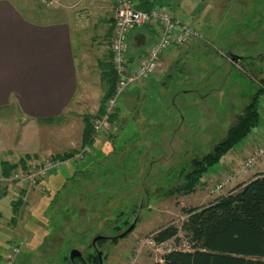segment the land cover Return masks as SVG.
<instances>
[{
	"label": "rangeland",
	"instance_id": "374dc122",
	"mask_svg": "<svg viewBox=\"0 0 264 264\" xmlns=\"http://www.w3.org/2000/svg\"><path fill=\"white\" fill-rule=\"evenodd\" d=\"M12 1L26 16L38 20L35 13H59L62 6L60 0L54 5L47 4L48 0ZM204 1L197 8L203 14L200 18H191L183 4L182 8L171 9L203 32L199 45L203 54L194 56L193 52H197L193 49L187 65H175L164 84L165 77H154L128 85L116 100L117 119L110 122L108 129L94 135L90 150L82 158L74 156L63 161L44 184L26 187L16 224L10 223L16 189L0 195V264L20 239L23 245L14 264H68L63 256H69L72 248L86 255L93 250L94 236H116L136 217L134 229L126 236L97 246L102 251V264H151L167 249L186 247L180 228L178 241L170 239L159 245L146 241L152 238L153 231L169 223L180 227L186 217L184 208L207 204L229 190L226 186L219 194L210 193L216 181L207 179L186 195L168 194L167 190L181 182L180 171L192 157L208 152L224 136L255 91L256 80L264 78V59L258 63L263 65L259 70L257 65L250 66L251 60L239 59L232 64L227 58L230 53L264 55V0H249L250 6L246 8L240 7L241 0H219L220 5L228 7L218 17L213 15L210 4L216 0ZM76 7L64 8L63 16ZM108 9L104 0L99 1L98 24ZM242 10L246 12L243 14ZM260 10L258 16L256 12ZM209 15L216 17V22ZM85 16H90L89 11H85ZM105 33L106 29L102 41L109 45L110 38ZM76 36L73 39L78 43ZM77 45L74 48L78 87L70 108L61 120L29 123L12 108L0 109V145L5 148L0 160L8 159L10 151H34L39 154L36 160L44 161L55 152L74 149L77 154L81 150L83 115L94 118L103 95V82L88 51L89 57L80 61L78 56L82 52L76 48L81 50L82 44ZM83 46V50L87 48ZM189 70L202 79L203 85L197 91L202 92L200 96L183 93L186 78L191 76ZM143 81H148L147 86L141 87ZM137 86L140 93L135 92ZM196 98L199 101H194ZM259 111V124L242 142L253 141L257 131L264 127V92L259 96ZM220 166L221 162L208 171H216ZM258 169H264V157L243 175ZM4 186L1 182V189ZM124 220H128L126 226L122 224ZM116 225L122 229L114 230Z\"/></svg>",
	"mask_w": 264,
	"mask_h": 264
},
{
	"label": "crops",
	"instance_id": "0c3cea01",
	"mask_svg": "<svg viewBox=\"0 0 264 264\" xmlns=\"http://www.w3.org/2000/svg\"><path fill=\"white\" fill-rule=\"evenodd\" d=\"M60 1L62 6L59 9V13L43 14L44 16L35 13L34 15L39 18L38 20L26 16L12 0H0V109H14L27 123L31 121L47 122L51 119L54 120L70 108L78 87L75 44L86 45L87 48L84 50V46L82 47V45L81 50L80 48H76L77 51L82 52L78 57L80 61H84L89 57L88 51L93 57L96 66H98L99 72H101L100 63L109 58V45H105L102 39L104 29H106L105 37L107 39L111 37L113 1L104 0L109 9L107 15L100 18L101 24L97 23V6L101 0ZM157 1L169 11L172 8L175 9V7L177 9L182 8L183 4L187 8L186 13L191 18H200L203 15H201L197 8L205 2L204 0ZM249 2V0H241L239 2L240 7H249ZM210 4L213 6V15L217 17L218 15H222L228 7V5L225 7L220 5L219 0ZM71 5L78 7L64 17L65 11L63 9ZM84 8L89 11V17L85 16L86 10ZM242 12L244 14L246 10H242ZM256 13L258 16L261 15V10L259 13ZM173 14L177 16L175 13ZM209 16L216 22V17ZM249 16L252 17L251 12ZM204 19L201 18L202 21ZM257 21L259 22V20ZM214 33L215 35L217 34L215 31ZM73 36H76L79 40L78 43L76 40L74 41ZM157 36L158 28L155 26L145 25L131 28L127 34L125 55L131 61L139 60L144 55L148 45ZM199 45L200 40H193L186 47H171L163 51L159 57V71L149 79L157 77L161 80L165 77L166 79L162 80L164 84L168 80V77L171 76V72L173 73L175 65H187L191 58V51H194L193 49L197 52V54L193 52L192 55L194 56H199L203 52H201ZM230 60L232 59H228V61ZM208 63L216 65L212 61H208ZM189 73L191 76L186 78L187 88L183 93L189 96H200L202 92L197 91L203 85L200 83L202 79H199L200 77L190 70ZM147 84L148 81L140 83L141 87H145ZM138 87L135 88V92L140 93L141 91ZM194 101H199V99L196 98ZM256 143V138L248 143L241 142L238 145V147L240 146L239 149L230 152L221 161V166L216 171H207L204 174L205 176L202 177V181L206 179L212 182L217 181L223 168H232L240 164ZM4 149L0 145V159ZM56 153L61 152L52 154ZM26 154L39 155L34 151L25 152L24 154H16L14 151H10L9 158L0 160V163L1 161L15 163ZM257 173H264V169H258L251 174L235 178L227 185L226 189L231 190L234 186L246 182ZM1 182L9 186L6 193L12 188V190L16 189L17 194L18 189L23 188L25 184L21 180L13 183L8 180V177H3L0 165ZM182 249L186 250L188 246L186 245ZM160 260L161 256L153 260V262Z\"/></svg>",
	"mask_w": 264,
	"mask_h": 264
},
{
	"label": "trees",
	"instance_id": "16d2710c",
	"mask_svg": "<svg viewBox=\"0 0 264 264\" xmlns=\"http://www.w3.org/2000/svg\"><path fill=\"white\" fill-rule=\"evenodd\" d=\"M132 1L134 7L142 11H149L153 8H166L157 0ZM40 8L43 7L41 6ZM203 39L199 40L202 41ZM233 56L237 59L230 60L229 62H232V64H237L239 59H248L251 60L249 63L250 66L257 65L259 70L263 69L264 64L262 65V62L260 63L261 65L258 64L259 61L264 59L263 54H257L255 57L247 55ZM227 58L230 59V55ZM100 64L103 95L94 118L103 112L105 102L114 93L117 82V75L111 61L110 50L108 60ZM260 82L256 80L257 85L255 91L250 94L249 100L227 128L224 136L214 143L208 152L200 156L192 157L189 160L187 166L180 171L179 177H181V182L168 189V194L176 193L186 195L193 192L196 186L200 182H203L202 177L208 169L223 161L226 154L239 145L251 130L259 124V96L264 92V78L260 79ZM118 113L119 109L115 106L113 112L109 115V122L113 123L117 119ZM92 118L89 114L83 115L84 126L81 147L85 145L91 146L93 143L94 137L91 136ZM61 119L62 115L54 120ZM54 120L51 119L47 122ZM76 152V150L71 149L56 153L51 155L50 159L59 158L65 161L73 158ZM37 157V154H26L15 163L1 161L2 176L9 177L13 170L22 173L25 169L26 162L29 160H34L36 163L42 162L37 161ZM18 180L24 181L25 184L23 188L18 189L16 198L11 201L12 215L10 217V223L12 224H16L19 219L21 208L24 204L25 189L31 185L28 183L27 186V181L22 179H13L10 181L14 183ZM41 181L44 184L48 179L38 180V184ZM6 189V185L2 189L0 187V195L6 194ZM184 211L186 217L180 227L174 223H169L153 231L152 239L157 245L170 239L178 241L180 228L183 231L188 249L185 250L178 247L167 249L161 255L160 261H154L151 264H264V173L255 174L246 182L234 186L227 193L217 196L207 204L184 208ZM122 214L119 211L118 216ZM122 224L126 226L128 220H124ZM113 228L117 231L122 229L119 225ZM118 238L120 237L104 236L97 240L96 244L101 246V243H104L106 240L112 242ZM84 256L92 264H98V256L96 253H92L91 251ZM90 257L91 259H89ZM82 258L83 255L80 258L75 257L73 262H71L69 256L64 255L63 261L68 264H83Z\"/></svg>",
	"mask_w": 264,
	"mask_h": 264
},
{
	"label": "built area",
	"instance_id": "2783aa9c",
	"mask_svg": "<svg viewBox=\"0 0 264 264\" xmlns=\"http://www.w3.org/2000/svg\"><path fill=\"white\" fill-rule=\"evenodd\" d=\"M113 21L109 42L111 61L117 75L114 93L107 99L103 112L95 117L92 122V134L94 137L109 128V115L113 112L118 96L124 89L138 80L149 79L159 71V57L161 53L171 47H186L191 41L203 39V33L194 25L183 22L179 17L171 13L167 8H153L149 11L138 10L132 0H112ZM56 0H48L47 4L54 5ZM145 25L158 28V36L152 41L144 55L137 61H131L124 53L127 34L133 27ZM257 143L240 164L232 168H223L220 176L213 184L210 193L219 194L235 178L241 177L261 158L264 157V127L257 131ZM89 145H85L75 154L74 158H82L89 151ZM63 161L59 158L46 159L42 162L29 160L25 169L11 171L8 180L22 179L31 185L38 184V180H47L51 171L58 168ZM225 167V166H224ZM42 182V181H41ZM155 244L153 239L146 241ZM23 241L17 240L2 264H14L20 254Z\"/></svg>",
	"mask_w": 264,
	"mask_h": 264
},
{
	"label": "water",
	"instance_id": "95a60500",
	"mask_svg": "<svg viewBox=\"0 0 264 264\" xmlns=\"http://www.w3.org/2000/svg\"><path fill=\"white\" fill-rule=\"evenodd\" d=\"M229 55H230V57H231L232 60H236L237 59L236 57L233 56V54L230 53ZM136 221H137V217L132 221V223H130L128 225V227L125 230H123L121 233H119L118 235H116V237H122L126 233H128L129 231H131L135 227ZM102 237H104V236H101V235L94 236V238L91 241V244L92 245H95L96 244V241L99 240V239H101ZM96 254L98 256V264H102V260H103L102 251L101 250H97L96 251ZM75 257H79V258L82 257V252L80 250L76 249V248H72L69 251V260L71 262H73V260H74Z\"/></svg>",
	"mask_w": 264,
	"mask_h": 264
},
{
	"label": "flooded vegetation",
	"instance_id": "af4514ba",
	"mask_svg": "<svg viewBox=\"0 0 264 264\" xmlns=\"http://www.w3.org/2000/svg\"><path fill=\"white\" fill-rule=\"evenodd\" d=\"M102 236H103V235H102ZM97 246H98L97 244L92 245V247H93L92 253H96V251L99 250V249L97 248ZM82 259H83V264H85V263H86V264H92L91 261H88V259H86V256L83 255V258H82ZM89 259H91V257H90Z\"/></svg>",
	"mask_w": 264,
	"mask_h": 264
}]
</instances>
